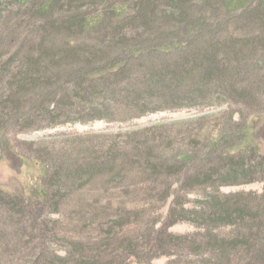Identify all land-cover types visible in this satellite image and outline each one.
<instances>
[{"label": "trees", "instance_id": "obj_1", "mask_svg": "<svg viewBox=\"0 0 264 264\" xmlns=\"http://www.w3.org/2000/svg\"><path fill=\"white\" fill-rule=\"evenodd\" d=\"M0 7V24L3 18L13 19L5 24L7 36L0 29L1 145L10 142L5 135L9 128L36 131L65 123L114 121L124 118L117 117L119 109L136 118L164 109L222 103L244 108L264 93V76L259 74L260 65L264 66V0H0ZM53 9L60 13H51ZM24 19L29 20L23 33L19 29ZM226 19H233L228 25H239L230 32L227 25L210 40L200 37V32L213 30ZM61 34L60 42L52 41ZM171 56L156 69L148 63L152 58ZM258 57L262 60L255 61ZM246 61L253 65L256 75L249 76L253 79H241ZM137 68L143 74L141 88L131 82ZM245 80L256 85V91L248 85L240 88ZM219 114L234 124L228 111ZM241 125L245 128L242 121ZM151 129L155 130L119 133L117 138L98 143L102 147L88 141L77 150L65 147L55 154L50 149L34 150L33 143L29 144L31 151L41 150V155L37 152L33 157L43 164L45 173L38 187L22 193L0 187V215L6 214L0 216V264H12L17 254L18 264H122L128 256L137 264H152L160 255H172L171 248H180L179 238L168 232L174 218L188 221L207 241L202 246L191 239L190 253L196 258L190 260L192 264H230L235 251L244 257L253 254L254 264H264V187L259 195L223 198L205 194L203 188L254 181L264 184V153L221 149L212 162L180 179L192 157L180 152L173 162L158 160L168 145L163 142L164 131ZM232 129L245 132L238 125ZM223 137L222 133L215 136L213 150L225 145ZM62 157L65 163L58 164ZM130 172L141 173L152 183L160 177H177V181H163L156 196L161 205L165 201L166 210H172V216L164 218L167 223L156 218L136 229L135 234L143 235L141 240L119 238L114 229L119 222L109 217L107 206H95L96 200L86 205L85 198H80L87 208L80 202L75 205L87 216L85 225L108 224L101 228L104 243L88 255L90 247L83 238H68L57 230L60 221L53 215L60 214L70 192L81 193L95 178L104 182L98 184L103 189L123 185ZM178 183L185 195L195 190L206 195L195 200L198 208L182 207L180 199L170 208L171 189ZM251 199L261 200L259 206H250ZM219 227L233 229L236 238H220L224 233H216ZM254 241L261 242L260 248H255ZM32 251L37 256L26 258ZM103 256L111 260L103 261Z\"/></svg>", "mask_w": 264, "mask_h": 264}, {"label": "rangeland", "instance_id": "obj_2", "mask_svg": "<svg viewBox=\"0 0 264 264\" xmlns=\"http://www.w3.org/2000/svg\"><path fill=\"white\" fill-rule=\"evenodd\" d=\"M54 10L56 14L60 13V9H53L51 13L54 12ZM222 14L224 13L222 12ZM48 17L49 15H47V18ZM10 20L13 19L3 18L1 21L0 29L4 36L8 35V30H5V28L6 25L10 24ZM24 20L26 23L19 29L23 33L28 28L29 19ZM232 20L233 19H226L220 26H217L213 30H203L200 32V37L210 40V38H212L214 35L222 33L225 30L224 28L227 27L228 22ZM238 25L239 24L236 22H230L228 25V31L230 32L232 28ZM62 36H64V34L57 36V38L53 39L52 41L58 43L60 42V38ZM10 50H13V48ZM171 57H167L165 59L152 58V60H150L148 63L154 64L152 66L154 69H156L158 63L162 61H170L174 58L173 56ZM258 60H262L261 57L255 59V61ZM143 61H145V59H143ZM245 63H242L244 74L241 76V79H253L252 77H249L256 75L253 71V65L250 63V61H246ZM262 65L263 64L260 65L261 70H259L261 71L259 73L260 77L264 76V66ZM140 70L141 69L137 68L134 73H132L131 77L132 84L138 88L144 86V84H142L143 74L140 73ZM246 85H248L252 91H256L257 89L256 85H253V83L249 84V82L246 80L240 85V88ZM244 102L246 103L247 101ZM220 110H224L225 113L228 111V113L232 115V118L235 120L233 125L228 124L229 121H225V116L219 114ZM118 112L120 114L117 117L120 118L124 115L123 119L114 121L95 120L87 123H65L56 125L53 128L36 131H19V129L9 128L7 131L8 133L5 135L10 142L7 144L4 142L2 145L0 144V187L2 186L1 188L7 191L22 193V191H27L30 187L39 186L45 173V167L38 160L34 159L33 154L38 152L39 155H41L42 153L41 150L31 151L29 144L33 143L32 148L34 150H36V148H43V150L46 152V150L50 149L51 151H54L53 153L55 154L57 152H61L62 148L65 147L68 149L74 148L77 150L80 148V144H86L88 141H92L93 143L97 144L104 143L111 138H117L119 133L125 134L129 132H136L138 134H143L148 132V130H146L147 128H155V130L151 129V131L155 132L164 131L163 142L166 143L168 147H166L167 150H164L163 154L159 153L160 158L158 160H164V162H173L175 155L180 152L189 153V155L192 157L189 170L184 173L183 178L179 177L180 179H185L192 175L194 173L193 170L196 167L207 165L212 162V160L219 155L221 149L237 151V148H244L254 151L255 154L257 152L264 153V93L258 98V101H255L251 103V105H248V107L244 108L236 104L222 103L219 105L203 107L164 109L136 118L125 116V114L122 112V109H119ZM241 121L242 124L245 125V128L242 127ZM237 125L240 126L243 131H245L243 134H241L242 130L238 132L235 129H232V127L234 128ZM229 126L232 127L229 128ZM186 129H190V131L186 132ZM219 133L223 134V140H226V143L222 146V148L220 146V148H215V150H213L212 148H214L215 143L212 141ZM240 134L242 136H240ZM119 137L121 138V136ZM158 139V136L155 137V140L158 141ZM62 159L63 157L61 160ZM64 159L63 161H59L57 163H65ZM257 175L255 174L254 177ZM129 176V178L124 180L123 185L120 186L116 184H110L108 186L106 185V189H103L100 188L98 184L103 185L104 182L102 181L98 183L99 180L95 178L90 181L91 183H86L81 188V193L77 194V190L70 192L72 195L67 198L66 205L60 207V214L53 215V218H59L60 221L58 226L59 229L57 230L65 234L68 238H83L84 244L90 247L86 249V253L88 255L95 254V248H97L101 243H104V241L102 242L104 234L102 233L101 228L105 229L108 224L104 223L105 221L102 222V226H99V224L93 222L86 225L84 224L83 221H86L87 218L85 217L87 216H84L83 211L82 213L79 212L80 209L77 208L75 203H79L82 198H85L84 203L86 205L92 204L93 201L96 200L95 203L97 204H95V206L99 208L103 207L104 205L107 206L108 210L105 211L109 214V217H115L116 222H119V226L117 225L114 228L115 233L119 238L135 237L138 240H141V238L143 239V235L135 234L136 229H140V227L145 226L147 222L149 224L156 218L163 220L166 215L172 216V210H166L167 205L165 204V201L161 205V201H156V196L163 188V181L168 180L170 183V181H177V177H175V175L169 177H160L156 182L152 183L148 181L149 178H147V176L138 172H136V174L134 172H130ZM149 187L152 189H149ZM263 187L264 184L260 181L238 183L234 185H221L215 189L208 185L203 186L205 194L216 195L221 198L232 197L236 195L247 196L248 194L259 195L262 193ZM171 190L173 191L172 196H174V199L173 202L169 204L170 208H172L173 204L175 205L178 199L184 202L182 207L187 206V208H198L195 200H202L206 196L205 194L199 193L197 190L185 195L183 192V187L180 183L176 185L174 184ZM169 191L170 187L167 193ZM169 199H171V197ZM252 200L253 199L249 201L250 206H259L261 200ZM80 204L83 209L87 208L82 204V202H80ZM95 212L100 213L98 210H95ZM1 215L3 217V215L6 214L5 212H1ZM65 215L67 216L65 217ZM81 215L82 218H78V216ZM120 216H122L121 220ZM66 218H70L73 222H69ZM168 221L169 220L164 219L165 223ZM171 221L174 222L169 224L168 232L174 235V237L179 238L178 242L180 248H171V252L173 253L172 255H160L152 260L151 263L192 264L190 260L193 261L196 258L190 253V250L193 246L191 239L194 238L192 239L194 243L198 241L202 242V246H204L207 241L201 237L200 232H198L196 229H193L192 225L188 221L183 220V218H174L173 220L171 219ZM218 231L219 232L216 233H224L220 235V238L228 240L232 237L236 238V233L233 231V229L224 230L223 227H219ZM157 239L159 240V238ZM260 245L261 242L256 241L255 243L254 241L255 248H260ZM60 246L63 245L60 244ZM39 248H41V251L43 250V246H39ZM121 251L122 250H118L117 253H121ZM110 252H113L114 254V250L110 249ZM35 253V251H32L26 254V258H35V256H37ZM231 253H233L234 257L231 256L232 262L230 264L255 263L253 254L249 255L248 257H244L240 251L239 253L237 251ZM177 254L181 255L176 256ZM206 254L207 253H205V255ZM18 255L19 254L14 255L12 264L19 263V260H16ZM239 257L243 258L242 261L237 260ZM102 258L103 261H107V259L111 260V256H103ZM122 264L137 263L132 256H128ZM198 264L200 263L198 262Z\"/></svg>", "mask_w": 264, "mask_h": 264}]
</instances>
